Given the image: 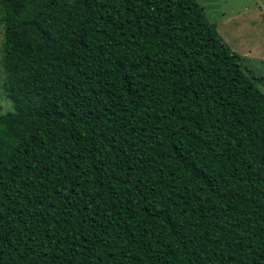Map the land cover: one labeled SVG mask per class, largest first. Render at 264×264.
I'll list each match as a JSON object with an SVG mask.
<instances>
[{
    "label": "trees",
    "instance_id": "1",
    "mask_svg": "<svg viewBox=\"0 0 264 264\" xmlns=\"http://www.w3.org/2000/svg\"><path fill=\"white\" fill-rule=\"evenodd\" d=\"M0 264H264V93L197 0H0Z\"/></svg>",
    "mask_w": 264,
    "mask_h": 264
},
{
    "label": "rangeland",
    "instance_id": "2",
    "mask_svg": "<svg viewBox=\"0 0 264 264\" xmlns=\"http://www.w3.org/2000/svg\"><path fill=\"white\" fill-rule=\"evenodd\" d=\"M206 17L229 48L264 81V0H197ZM4 30L0 27V115L13 110L4 91L6 79L1 65ZM264 93V82L257 81Z\"/></svg>",
    "mask_w": 264,
    "mask_h": 264
}]
</instances>
